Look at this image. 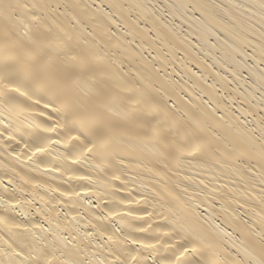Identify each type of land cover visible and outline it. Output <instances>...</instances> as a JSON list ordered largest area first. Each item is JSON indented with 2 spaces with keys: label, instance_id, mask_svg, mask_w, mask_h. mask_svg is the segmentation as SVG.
Instances as JSON below:
<instances>
[{
  "label": "bare ground",
  "instance_id": "bare-ground-1",
  "mask_svg": "<svg viewBox=\"0 0 264 264\" xmlns=\"http://www.w3.org/2000/svg\"><path fill=\"white\" fill-rule=\"evenodd\" d=\"M0 264H264V0H0Z\"/></svg>",
  "mask_w": 264,
  "mask_h": 264
}]
</instances>
